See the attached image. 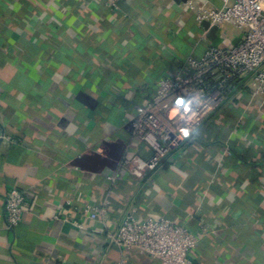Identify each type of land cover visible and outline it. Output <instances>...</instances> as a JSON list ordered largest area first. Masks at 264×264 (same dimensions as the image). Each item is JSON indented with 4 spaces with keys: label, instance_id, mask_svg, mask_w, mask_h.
Segmentation results:
<instances>
[{
    "label": "crops",
    "instance_id": "crops-1",
    "mask_svg": "<svg viewBox=\"0 0 264 264\" xmlns=\"http://www.w3.org/2000/svg\"><path fill=\"white\" fill-rule=\"evenodd\" d=\"M220 5L0 0V264H161L109 240L133 210L199 233L193 264H264V98L251 78L145 178L120 167L127 151L151 154L130 121L158 81L241 41L242 28L197 18ZM12 188L27 203L10 228Z\"/></svg>",
    "mask_w": 264,
    "mask_h": 264
},
{
    "label": "built area",
    "instance_id": "built-area-1",
    "mask_svg": "<svg viewBox=\"0 0 264 264\" xmlns=\"http://www.w3.org/2000/svg\"><path fill=\"white\" fill-rule=\"evenodd\" d=\"M220 1V6L201 9L197 18L217 27L232 23L243 29V37L234 46H211L200 56L190 55L174 73L158 81L152 95L136 105L131 129L151 154L143 157L127 151L120 162L121 169L136 179L155 171L161 160L185 142L244 79L252 78L253 97L264 98V0ZM118 175V171H112L107 178L115 182ZM26 203V194L20 189L8 191L5 208L10 228L22 221ZM94 210V217L99 214L105 218L104 209ZM199 237L186 225L160 215L139 219L135 210L117 229L108 232L116 246L150 255L161 264H193L192 252Z\"/></svg>",
    "mask_w": 264,
    "mask_h": 264
},
{
    "label": "rangeland",
    "instance_id": "rangeland-1",
    "mask_svg": "<svg viewBox=\"0 0 264 264\" xmlns=\"http://www.w3.org/2000/svg\"><path fill=\"white\" fill-rule=\"evenodd\" d=\"M252 78L249 80V87H250V89H251V84H252Z\"/></svg>",
    "mask_w": 264,
    "mask_h": 264
},
{
    "label": "water",
    "instance_id": "water-1",
    "mask_svg": "<svg viewBox=\"0 0 264 264\" xmlns=\"http://www.w3.org/2000/svg\"><path fill=\"white\" fill-rule=\"evenodd\" d=\"M89 105H90L91 107H93V103H91V102H90V104H89Z\"/></svg>",
    "mask_w": 264,
    "mask_h": 264
}]
</instances>
